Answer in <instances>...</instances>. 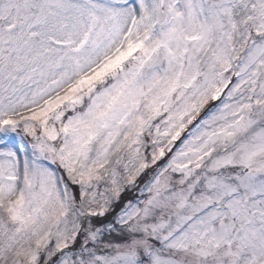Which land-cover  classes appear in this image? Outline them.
Here are the masks:
<instances>
[{"label": "snow or ice", "instance_id": "1", "mask_svg": "<svg viewBox=\"0 0 264 264\" xmlns=\"http://www.w3.org/2000/svg\"><path fill=\"white\" fill-rule=\"evenodd\" d=\"M0 264H264V0H0Z\"/></svg>", "mask_w": 264, "mask_h": 264}]
</instances>
